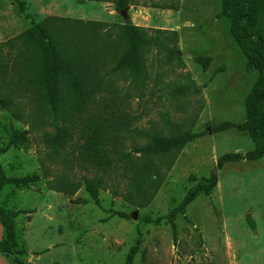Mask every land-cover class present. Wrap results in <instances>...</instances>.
Wrapping results in <instances>:
<instances>
[{"label":"rangeland","instance_id":"1","mask_svg":"<svg viewBox=\"0 0 264 264\" xmlns=\"http://www.w3.org/2000/svg\"><path fill=\"white\" fill-rule=\"evenodd\" d=\"M23 1L31 19L20 13L15 0H0L1 43L48 17L132 24L156 38L145 51L144 73L133 75L115 70V60L106 62L104 39L110 32L118 37L116 30L102 27L87 35L80 29L83 44L99 58L97 78L103 81L73 119V138L59 152L49 147L48 138L65 123L29 87L16 91L12 66L18 50L11 55L0 50V65L9 64L5 74L12 83L0 93L18 92L14 108L0 111V143H7L14 129L30 131L29 144L0 154V164L9 177H42L30 188L7 186L0 192L2 207L31 212L15 220L26 264H126L140 235L133 264H264V158L219 167L224 155L255 149L250 136L236 128L246 121V99L259 76L248 71L230 20L220 17L222 0H133L125 13L111 1ZM119 40L117 59L124 51ZM201 57L211 58L208 67L197 62ZM104 118L118 127L121 141V155L112 157L114 166L107 172L92 169L81 158L84 134ZM224 122L234 127L216 133ZM186 132L198 137L181 153L140 162L150 177L146 186L157 187V192L145 208L130 204L133 174L122 155L138 158L135 148L150 144L152 135ZM213 175L218 176L217 187L177 215L176 231L167 219L141 222L147 216L167 217ZM84 177L102 179L99 203L88 193ZM74 187V194L55 190Z\"/></svg>","mask_w":264,"mask_h":264},{"label":"trees","instance_id":"2","mask_svg":"<svg viewBox=\"0 0 264 264\" xmlns=\"http://www.w3.org/2000/svg\"><path fill=\"white\" fill-rule=\"evenodd\" d=\"M84 3L87 0H78ZM97 2L111 1L115 4L116 10L124 13L129 9L133 0H93ZM18 10L26 14L27 7L23 0H15ZM31 19L30 14H26ZM220 17L230 20L231 33L239 48L246 58L248 71L258 72V79L246 99V121L237 125V131L246 133L255 144V149L245 154H226L219 160V167L226 164L238 163L244 160L258 161L264 158V0H222V11ZM106 27L107 30L114 29L104 39V50L107 60H115V70L129 72L133 75L143 74L145 71V51L155 42L156 38L147 30L132 24L128 25H107L98 22H84L70 18L48 17L45 20L35 23L24 31L20 36L7 42H0V50L11 52L18 50L14 59L12 69L14 70L15 87L18 90H32L41 103L49 108L55 118L63 121L64 125H57L56 132L48 138L49 147L59 152L64 149L67 143L73 138V119L80 113L88 102L94 98L93 95L103 80L97 78L99 71V58L95 57L85 39L80 36V29L88 31V34H95L97 30ZM84 38V37H83ZM119 38L124 46L122 56L115 57L116 43ZM87 39V38H86ZM11 57V56H10ZM197 62L208 67L211 63L210 57H201ZM7 65H0V88L8 89L12 85L7 78ZM29 87V88H28ZM30 91V90H29ZM18 92L0 93V111L12 110L15 106L14 94ZM234 127L231 122H224L215 128L216 133L231 130ZM84 134L81 158L92 169L107 172L112 169L114 155H121L118 148L121 146L118 127L105 118L87 129ZM30 131L12 130L7 143H0V154H6L12 149L20 150L25 148L29 140ZM198 135L186 132L176 136H164L155 134L151 136L150 144L143 147H136L135 153L140 155L133 157V153H125L122 160L127 166V171L132 172L133 187L127 201L139 208L149 206L157 192V187L146 186L147 177L146 165L142 167L140 162L146 159L176 155L181 153L187 144L194 141ZM113 157V158H112ZM121 159L118 160L122 161ZM129 165V166H128ZM42 177L35 173L25 177H9L0 164V192L7 186H14L17 189L30 188L39 183ZM100 178H83L91 198L99 203ZM218 185V176L213 175L205 184L192 190L184 200L181 207L174 210L167 217H159L153 220L151 217H143L141 222L159 224L167 219L176 231L175 219L178 214L193 203L200 194L210 196ZM154 189V192L152 189ZM63 193L74 194L76 188H55ZM84 203H87L84 201ZM28 214V211H14L4 208L0 204V223L4 229V237L0 241V255L7 257L13 264H26L21 258L26 252L19 249L16 230V218L20 214ZM115 213V212H112ZM124 219H129L125 213H116ZM250 225L255 229L254 222L249 219ZM141 245V235L137 244L133 246L127 256L126 264H133Z\"/></svg>","mask_w":264,"mask_h":264},{"label":"crops","instance_id":"3","mask_svg":"<svg viewBox=\"0 0 264 264\" xmlns=\"http://www.w3.org/2000/svg\"><path fill=\"white\" fill-rule=\"evenodd\" d=\"M4 234H5L4 229L1 226V230H0V241L3 239ZM0 264H10V263H9L8 259H6L5 256L0 255Z\"/></svg>","mask_w":264,"mask_h":264},{"label":"water","instance_id":"4","mask_svg":"<svg viewBox=\"0 0 264 264\" xmlns=\"http://www.w3.org/2000/svg\"><path fill=\"white\" fill-rule=\"evenodd\" d=\"M125 13V12H124Z\"/></svg>","mask_w":264,"mask_h":264}]
</instances>
